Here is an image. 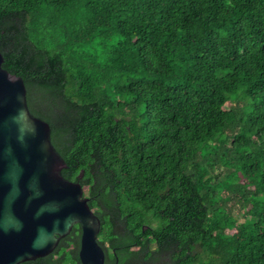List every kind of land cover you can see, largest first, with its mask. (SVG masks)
I'll return each instance as SVG.
<instances>
[{"label": "trees", "instance_id": "obj_1", "mask_svg": "<svg viewBox=\"0 0 264 264\" xmlns=\"http://www.w3.org/2000/svg\"><path fill=\"white\" fill-rule=\"evenodd\" d=\"M0 51L106 264H264V0H0Z\"/></svg>", "mask_w": 264, "mask_h": 264}, {"label": "water", "instance_id": "obj_2", "mask_svg": "<svg viewBox=\"0 0 264 264\" xmlns=\"http://www.w3.org/2000/svg\"><path fill=\"white\" fill-rule=\"evenodd\" d=\"M0 51V264L54 252L76 224L82 264H106L101 219L52 141L48 121L29 108L24 79L3 67Z\"/></svg>", "mask_w": 264, "mask_h": 264}]
</instances>
